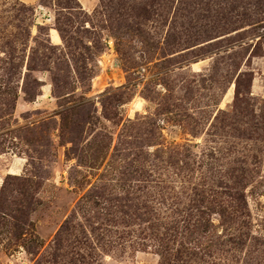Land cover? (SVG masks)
<instances>
[{
    "label": "rangeland",
    "instance_id": "rangeland-1",
    "mask_svg": "<svg viewBox=\"0 0 264 264\" xmlns=\"http://www.w3.org/2000/svg\"><path fill=\"white\" fill-rule=\"evenodd\" d=\"M0 264H264V0H0Z\"/></svg>",
    "mask_w": 264,
    "mask_h": 264
},
{
    "label": "trees",
    "instance_id": "trees-1",
    "mask_svg": "<svg viewBox=\"0 0 264 264\" xmlns=\"http://www.w3.org/2000/svg\"><path fill=\"white\" fill-rule=\"evenodd\" d=\"M151 201V199L150 200H145V202L146 203H149ZM164 205V204H163ZM168 208H169V210H172L173 208H172V205H169V204H167L166 205ZM197 208H199V207H197ZM201 208V207H200ZM197 212H199V214L201 215V217H202V219H203V222H202V224H201V227L202 228H205V229H207L208 228V224H210L211 222L209 221V220H206L205 218H204V214H206V212L205 211H201V209H199V210H197ZM220 214V216H221V218L224 220V212L222 211L221 213H219ZM160 217H166V216H160ZM153 219H155L157 222L156 223H154L153 222ZM153 219H151V220H148L147 221V223H151V222H153L151 225H152V227H158L157 228V230H160L161 229V232L163 233V235L164 236H167L170 232L172 233V231H174L175 233H176V235H178L179 234V229H181V225H180V223H179V221H177V220H175V219H173V218H171L169 221H167V222H165L163 219H159V218H153ZM200 219L201 218H199L198 219V223H200ZM160 220H161V222H160ZM198 223H196V224H194V225H192L194 228H196V225L198 224ZM125 227V229H127V227H128V225H125L124 226ZM160 228V229H159ZM183 228H184V226H183ZM180 234H182V233H180ZM124 235L125 234H122V236H120L119 235V232H116L115 233V235L114 236H112V237H116V238H114V239H112L111 238V241L112 240H117L119 243H121V242H124ZM183 235V234H182ZM153 238V237H152ZM184 240H186V237H182ZM109 240V239H108ZM157 241V243H158V246H160V245H162V243H165V242H163V240H156ZM125 244H126V242H125ZM181 244H183V243H181ZM169 253V251H168V249L166 248V250L164 251V252H160V255L162 256V257H165V254H168Z\"/></svg>",
    "mask_w": 264,
    "mask_h": 264
}]
</instances>
